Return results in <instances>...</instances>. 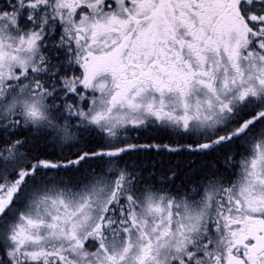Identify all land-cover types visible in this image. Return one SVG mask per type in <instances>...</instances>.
<instances>
[{
  "label": "snow or ice",
  "instance_id": "obj_1",
  "mask_svg": "<svg viewBox=\"0 0 264 264\" xmlns=\"http://www.w3.org/2000/svg\"><path fill=\"white\" fill-rule=\"evenodd\" d=\"M0 264H264V0H0Z\"/></svg>",
  "mask_w": 264,
  "mask_h": 264
}]
</instances>
